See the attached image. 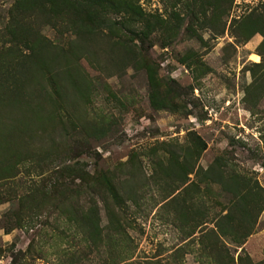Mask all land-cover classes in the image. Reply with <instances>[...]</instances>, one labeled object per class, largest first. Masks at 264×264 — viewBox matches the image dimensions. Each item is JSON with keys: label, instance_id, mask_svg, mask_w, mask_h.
<instances>
[{"label": "rangeland", "instance_id": "rangeland-1", "mask_svg": "<svg viewBox=\"0 0 264 264\" xmlns=\"http://www.w3.org/2000/svg\"><path fill=\"white\" fill-rule=\"evenodd\" d=\"M132 1L160 21L142 42L31 10L24 46L0 0V264H264V0H210L194 35L177 0Z\"/></svg>", "mask_w": 264, "mask_h": 264}, {"label": "trees", "instance_id": "trees-1", "mask_svg": "<svg viewBox=\"0 0 264 264\" xmlns=\"http://www.w3.org/2000/svg\"><path fill=\"white\" fill-rule=\"evenodd\" d=\"M177 2H179L185 10L184 16L179 17V21L181 20L183 22L185 16L188 20L190 19V26H187V31L194 35L195 31L191 27V23L198 15L205 16L207 10L210 9V6H212L213 3L210 0H177ZM15 8L16 10L14 13H9V19L7 25L5 26V32H7V35H10L11 41L16 43V45L21 43L24 46H26L28 38H30V30L25 24L27 22L25 16L26 18L28 16L27 14L31 16V10H33V12L38 11L41 16H43V22L47 23L51 27H57L58 21H66L64 30L75 37L80 38L84 34H92L93 36L101 34L107 36L109 40H114L111 41L114 46L120 45V43H126L120 41L121 36L118 32L120 25L124 27L127 22H131L140 27L141 30H130V33L134 35V38L140 39L141 42L143 38H147L150 34L159 30L160 26V21L156 16L145 15L140 10L139 6L132 0H16ZM28 11L30 12L28 13ZM44 13L46 15H43ZM121 19H123L122 22ZM257 20L258 22L261 21L260 18H257ZM38 38L39 40L37 42H40L42 39L41 35H39ZM134 38L130 40L132 43ZM36 45L34 48L33 45L27 47L31 51L32 56L37 55L35 52ZM126 45L127 47L125 52H128L132 48V45L131 47L128 44ZM190 62L192 63V61ZM148 77L150 84H154L156 81L155 74L150 73ZM150 98L152 106L154 108H160L161 104L158 103V97H156L155 92L152 91ZM216 167L219 168V164ZM71 170L73 174L77 172V175H75L76 178L82 184L86 185L84 189H93V187L88 184L90 182H94L105 188L106 192H109L113 202H116L118 205L123 204V202L119 204L121 196L117 192V188L115 187L113 181L107 174L92 177L88 176L80 168H71ZM82 171L83 174L81 175L80 173ZM88 177L91 178V181H88ZM84 189L80 188L79 190L72 191L70 198H73L74 201H76V204H78L81 192H86ZM101 198L104 200L105 196H102ZM262 204H264V199ZM68 212L72 214V220L76 222L83 223L88 221H86L87 218L83 215L82 208L77 207L75 204L71 207V210H68ZM95 236L96 235H94V237ZM90 239L93 240V237H90ZM95 239L96 238H94V240ZM223 252L226 254V250Z\"/></svg>", "mask_w": 264, "mask_h": 264}]
</instances>
